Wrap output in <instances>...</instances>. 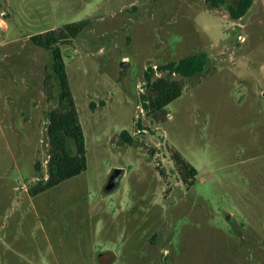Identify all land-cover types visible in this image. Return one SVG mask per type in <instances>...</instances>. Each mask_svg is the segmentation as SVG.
I'll return each mask as SVG.
<instances>
[{
  "label": "rangeland",
  "instance_id": "rangeland-1",
  "mask_svg": "<svg viewBox=\"0 0 264 264\" xmlns=\"http://www.w3.org/2000/svg\"><path fill=\"white\" fill-rule=\"evenodd\" d=\"M81 21L62 51L87 169L32 195L60 107L32 37ZM198 53L201 74L159 71ZM148 75L181 96L150 112ZM0 264H264V0L238 20L207 0H0Z\"/></svg>",
  "mask_w": 264,
  "mask_h": 264
},
{
  "label": "trees",
  "instance_id": "trees-1",
  "mask_svg": "<svg viewBox=\"0 0 264 264\" xmlns=\"http://www.w3.org/2000/svg\"><path fill=\"white\" fill-rule=\"evenodd\" d=\"M213 8L225 6L230 17L238 20L247 14L253 4V0H238L232 3L231 0H207ZM86 26L84 21L69 24L61 29L50 30L45 34L32 37L35 44L51 50L52 72L47 74L45 86L51 91V82L56 79L60 88V107L52 111L48 135L50 138L49 176L41 186L31 191L36 195L57 186L61 182L80 175L87 169L86 140L82 125L79 120L73 94L70 87L68 73L65 67V60L62 45L68 44L72 38H76ZM209 65V57L206 53H198L185 56L178 61H172L159 68V71L169 75H179L182 78H191L203 73ZM148 96L143 97L144 106L150 112H158L165 109L167 105L178 99L183 90V81L161 77L151 81L147 76ZM126 142H131L129 131L123 130L120 134ZM180 172L183 180L195 173V170L180 159L177 154ZM193 184V182L191 183Z\"/></svg>",
  "mask_w": 264,
  "mask_h": 264
},
{
  "label": "water",
  "instance_id": "water-1",
  "mask_svg": "<svg viewBox=\"0 0 264 264\" xmlns=\"http://www.w3.org/2000/svg\"><path fill=\"white\" fill-rule=\"evenodd\" d=\"M121 175H122V171L121 170H116L114 173H112V175L110 177V180H109V183L106 186L107 191H110V190H113V189L116 188Z\"/></svg>",
  "mask_w": 264,
  "mask_h": 264
}]
</instances>
